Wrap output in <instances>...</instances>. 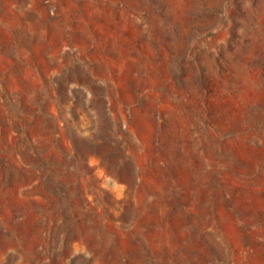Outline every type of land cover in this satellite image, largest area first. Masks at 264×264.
Wrapping results in <instances>:
<instances>
[{"label": "rangeland", "instance_id": "obj_1", "mask_svg": "<svg viewBox=\"0 0 264 264\" xmlns=\"http://www.w3.org/2000/svg\"><path fill=\"white\" fill-rule=\"evenodd\" d=\"M0 264H264V0H0Z\"/></svg>", "mask_w": 264, "mask_h": 264}]
</instances>
